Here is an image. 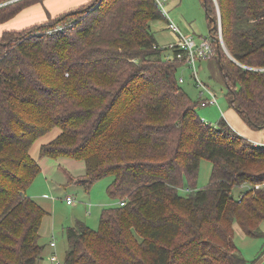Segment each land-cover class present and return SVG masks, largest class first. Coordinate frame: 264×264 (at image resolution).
Returning a JSON list of instances; mask_svg holds the SVG:
<instances>
[{
  "label": "trees",
  "instance_id": "trees-1",
  "mask_svg": "<svg viewBox=\"0 0 264 264\" xmlns=\"http://www.w3.org/2000/svg\"><path fill=\"white\" fill-rule=\"evenodd\" d=\"M8 0H0V3ZM42 0L0 6V20ZM226 99L254 129L264 127V0H199ZM165 19L155 0H89L0 37V264H36L46 214L27 194L40 157L80 159L89 188L111 176V198L96 228L66 230L63 264H249L233 224L264 236V143L239 135L221 117L203 120L178 82L182 60L165 59L151 22ZM225 53V52H224ZM201 158L209 183L195 188ZM192 189L179 193L183 181ZM247 185L234 195L233 189Z\"/></svg>",
  "mask_w": 264,
  "mask_h": 264
},
{
  "label": "rangeland",
  "instance_id": "rangeland-1",
  "mask_svg": "<svg viewBox=\"0 0 264 264\" xmlns=\"http://www.w3.org/2000/svg\"><path fill=\"white\" fill-rule=\"evenodd\" d=\"M164 10L167 11L165 17L175 22L183 33H192L196 37L210 36L205 11L199 0H164ZM165 25L166 19L155 20L152 23V29L160 46H166L169 41L174 40V36L165 28ZM224 52L220 54V58L224 62L229 58L232 59ZM170 53V51L164 49L162 54L164 56ZM217 57L211 56L196 60L195 62V71L198 79L205 87L211 88L217 95V103L198 106L196 108L199 117L210 122L212 125H216L221 117H228L230 111L236 113V110L229 106L228 100L226 99L227 88L220 76ZM250 68L264 70V66H252ZM193 75V69L187 66H181L177 72V77H182L183 79V82L180 84L186 93L191 99L198 100L200 91H203L204 96H207V93L204 91L205 88L196 86ZM59 132L60 128L55 126L49 132L37 136L30 148L31 155L35 159H38L40 145L53 139ZM259 135L260 140L264 139V129L261 130ZM211 168L212 164L209 160L205 158L200 159L195 188L205 187L209 183ZM40 173L36 175L26 190L29 195L38 196L42 193H47L48 196V198L36 197L37 200L47 207L49 212L42 219L41 235L39 238L40 242L45 244L44 257L37 263L52 264L49 260V255L51 254V250H54L53 253L57 256V260L60 264H63V257L68 244L62 228L71 224L76 218H81L80 220L85 224L96 228L98 226L100 211L105 207L117 204L118 200L111 198L107 193V187L112 180L111 176L103 177L94 182L89 188H86L80 184H66L65 178L68 179L67 174L70 173L66 170H60V175L54 176L55 182H52V187H48L45 182V176H42ZM191 189L187 185L186 180H184L183 187L179 188V193L185 195ZM246 189L247 185L242 184L234 188L233 193L236 196ZM66 196H70L73 199L72 204L69 205L66 203ZM259 226L264 232V219L260 221ZM238 227V224L234 222L233 240L241 255L249 264H264V236H247ZM50 240L54 241L55 247H49L48 243Z\"/></svg>",
  "mask_w": 264,
  "mask_h": 264
},
{
  "label": "crops",
  "instance_id": "crops-1",
  "mask_svg": "<svg viewBox=\"0 0 264 264\" xmlns=\"http://www.w3.org/2000/svg\"><path fill=\"white\" fill-rule=\"evenodd\" d=\"M87 1H89V0H42L39 2H34L30 5L22 8L21 10H19L12 17H10L6 20H0V37H1L2 33L5 31H16V30L25 29V28L33 25V24L40 23V22L47 20V18L50 16L53 17V16L58 15L64 11H67L70 9H75L76 7L83 5ZM152 23L153 22H151V27H152ZM165 28H166V25H165ZM169 42H171V41H169ZM224 119L228 122V124L239 135L245 137L247 140H249L253 143L254 142L263 143L264 139L260 140L259 134H260L261 130L264 129V127H263V129L251 128L241 118V116L237 112L235 113L233 111H230L228 114V117H226ZM36 160H37L39 167H40V172H41L40 174L42 176H45V182H46L48 187H52V185H51L52 182H55L54 176L60 175V173H59L60 170H66V171H68V173L71 174V175L67 174L68 179L65 178L66 184L67 183H74L76 185L79 184L78 183L79 178L81 176H83L85 173V164L80 159L78 160V159H74V158H70V157H64V156H59L57 158L38 156V159H36ZM62 175L65 176L64 174H62ZM29 196L34 198L35 201L43 207V209L46 211L45 216L49 214L47 207L42 202L37 200V198H36V197L48 198L47 193H42L41 195H38V196H34V195L30 194ZM100 213H101V211H100ZM100 213H99V215H100ZM80 219L76 218V219H74V221L71 224L62 228V231H64V234H65V238H66V230L68 227L74 226L78 221L84 223ZM98 219H99V216H98ZM85 225H87V224H85ZM238 229L240 230L241 228L238 227ZM40 231H41V227H40ZM40 235H41V232H40ZM66 241H67V238H66ZM39 243L43 246V250H42L41 255H40L39 259L37 260V262L43 259L44 249H45V244L40 242V240H39ZM48 245L50 248L55 247V243L53 240H50ZM53 252H54V250H51V252H50L51 254L49 255V260L51 261L52 264H53V260L51 259L52 255H55ZM65 253H66V251H65ZM64 256H65V254H64ZM56 258H57V256H56ZM63 259H64V257H63ZM37 262H36V264H38Z\"/></svg>",
  "mask_w": 264,
  "mask_h": 264
},
{
  "label": "built area",
  "instance_id": "built-area-1",
  "mask_svg": "<svg viewBox=\"0 0 264 264\" xmlns=\"http://www.w3.org/2000/svg\"><path fill=\"white\" fill-rule=\"evenodd\" d=\"M158 8L165 17L167 11L164 10V0H155ZM166 28L174 36V40L163 46L164 49L170 51V54L165 55V59H178L182 60L184 64L182 66H187L193 69V76L195 77V84L198 87L205 88L204 91L207 96L203 95V91H200L199 98L203 99V105L215 104L217 103V95L213 92L211 88L205 87L201 81L198 79V75L195 71V62L199 59H205L213 56L214 47L212 43V37H196L191 33H183L177 24L171 19L166 18ZM217 24L218 35L220 33L219 23ZM219 42L222 44L221 37L219 36ZM222 46V45H221ZM178 82H183L182 77H178ZM258 143V142H254ZM66 203L72 204L73 199L70 196H66ZM120 205L124 204V201H118ZM53 264H60L55 255H52Z\"/></svg>",
  "mask_w": 264,
  "mask_h": 264
},
{
  "label": "water",
  "instance_id": "water-1",
  "mask_svg": "<svg viewBox=\"0 0 264 264\" xmlns=\"http://www.w3.org/2000/svg\"><path fill=\"white\" fill-rule=\"evenodd\" d=\"M13 1H16V0H8V1H5V2H2L0 3V6L4 5V4H7V3H10V2H13ZM215 1V4H217V1ZM216 23H219V30H220V33H219V36L221 37V40H222V48L224 49V51L233 59V57L231 56V54L229 53L228 49L226 48L225 44H224V41H223V38H222V32H221V19H220V12H219V8L217 6V17L215 19ZM234 60V59H233Z\"/></svg>",
  "mask_w": 264,
  "mask_h": 264
}]
</instances>
